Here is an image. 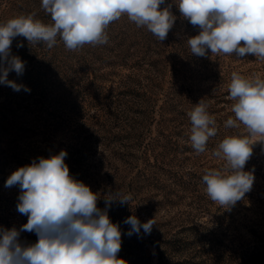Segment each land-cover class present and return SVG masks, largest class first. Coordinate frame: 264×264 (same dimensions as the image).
<instances>
[{"label":"trees","instance_id":"16d2710c","mask_svg":"<svg viewBox=\"0 0 264 264\" xmlns=\"http://www.w3.org/2000/svg\"><path fill=\"white\" fill-rule=\"evenodd\" d=\"M167 3L177 19L162 42L126 16L109 25L104 45L70 51L58 38L49 50L13 40L12 54L26 64L23 75L10 72L8 79L30 92L0 84V227L27 222L16 207L19 187H5L10 174L65 150L70 174L101 198V209L110 194L131 193L129 205L114 202L108 212L120 223L118 257L127 264H264V157L253 149L245 165L255 177L252 189L230 210L212 202L202 182L206 169L224 165L212 155L215 147L227 136L248 135L242 124L225 126L235 119L231 74L264 78V61L192 55L187 39L199 29ZM30 13L52 22L41 0H0V23ZM201 100L218 131L197 155L187 113ZM132 215L153 219L151 233L129 237L123 221ZM20 239L38 238L22 232ZM179 254L185 259L176 260Z\"/></svg>","mask_w":264,"mask_h":264},{"label":"clouds","instance_id":"9594fccd","mask_svg":"<svg viewBox=\"0 0 264 264\" xmlns=\"http://www.w3.org/2000/svg\"><path fill=\"white\" fill-rule=\"evenodd\" d=\"M179 13L199 32L187 39L192 55L209 54L254 55L264 61V0H173ZM164 7H161V6ZM42 9L50 15L51 23L36 18L35 13L19 15L0 23V84L19 92L30 89L9 80L10 72L23 75L26 62L12 54L17 37L28 45L43 44L51 50L58 38L65 48L75 51L86 44L108 43L107 28L126 16L137 27H144L160 42L173 28L177 17L167 0H41ZM18 43L17 47H23ZM229 99L234 101L225 126L239 128L248 135L225 137L212 155L223 160L221 168H209L202 176L205 191L212 202L230 210L250 192L255 180L245 165L252 156L253 141L264 142V78L260 75L231 74ZM202 100L187 113L191 121L190 143L199 155L207 150V142L216 136V121ZM68 153L34 159L13 171L5 187L18 186L17 211L27 222L17 229L0 227V264H127L118 257L122 244L120 223H114L108 212L114 202L130 204L131 193L117 192L101 199L90 186L70 174L65 163ZM127 235L138 236L143 229L150 234L154 220L141 223L129 216ZM22 232L34 233L37 241H21Z\"/></svg>","mask_w":264,"mask_h":264},{"label":"rangeland","instance_id":"374dc122","mask_svg":"<svg viewBox=\"0 0 264 264\" xmlns=\"http://www.w3.org/2000/svg\"><path fill=\"white\" fill-rule=\"evenodd\" d=\"M254 143L252 145V148L259 152L264 157V142L259 141L260 137H251L250 138ZM95 147V146H94ZM184 236V235H183ZM187 237L192 238V236L189 234H186ZM166 247L162 245L161 249L164 250ZM167 256V254H165ZM176 260H184V256L182 254H179L178 256H175ZM174 259V260H175Z\"/></svg>","mask_w":264,"mask_h":264}]
</instances>
